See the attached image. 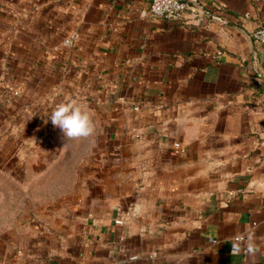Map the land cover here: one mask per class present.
<instances>
[{"label": "crops", "instance_id": "crops-1", "mask_svg": "<svg viewBox=\"0 0 264 264\" xmlns=\"http://www.w3.org/2000/svg\"><path fill=\"white\" fill-rule=\"evenodd\" d=\"M186 2L0 0V123L41 196L0 264H264V1ZM69 100L93 136L44 123Z\"/></svg>", "mask_w": 264, "mask_h": 264}, {"label": "rangeland", "instance_id": "rangeland-1", "mask_svg": "<svg viewBox=\"0 0 264 264\" xmlns=\"http://www.w3.org/2000/svg\"><path fill=\"white\" fill-rule=\"evenodd\" d=\"M12 141L5 125L0 123V235L2 236L13 233L14 230L17 233L19 228H24L25 225L37 220V223L40 222V214L36 211V207L41 196L31 198L29 189L32 184L24 181L30 168L22 162V159H16L13 155Z\"/></svg>", "mask_w": 264, "mask_h": 264}, {"label": "clouds", "instance_id": "clouds-1", "mask_svg": "<svg viewBox=\"0 0 264 264\" xmlns=\"http://www.w3.org/2000/svg\"><path fill=\"white\" fill-rule=\"evenodd\" d=\"M44 123L49 120L52 125L61 130L69 140L89 138L97 131L96 122L92 114L76 100H69L56 105L50 115L45 114Z\"/></svg>", "mask_w": 264, "mask_h": 264}, {"label": "built area", "instance_id": "built-area-1", "mask_svg": "<svg viewBox=\"0 0 264 264\" xmlns=\"http://www.w3.org/2000/svg\"><path fill=\"white\" fill-rule=\"evenodd\" d=\"M264 1V0H263ZM190 6L186 2V0H152L151 6H150V15L154 18L158 19H165L169 21H175V22H181L184 18V15L187 10H189ZM193 11H196V8H192ZM80 39L79 34H72L68 37H66L62 41V46L65 48H71L74 47ZM253 39L264 45V26L258 28L253 33ZM15 95H18V92H15ZM136 111L139 110L138 107L135 108ZM182 146L180 143H175L173 147L172 154L174 156H179L182 154ZM117 224L122 225L123 222L121 220L116 221ZM241 238H236V241H240ZM233 253H237V251H234ZM158 256V254L153 253L150 255L151 259H155ZM138 258L136 256L132 257L131 260H137Z\"/></svg>", "mask_w": 264, "mask_h": 264}]
</instances>
